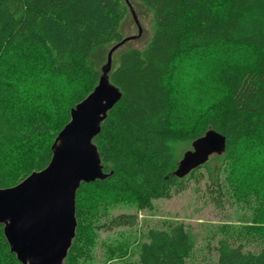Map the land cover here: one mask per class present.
I'll return each instance as SVG.
<instances>
[{
    "label": "trees",
    "instance_id": "16d2710c",
    "mask_svg": "<svg viewBox=\"0 0 264 264\" xmlns=\"http://www.w3.org/2000/svg\"><path fill=\"white\" fill-rule=\"evenodd\" d=\"M141 2L153 11V36L146 50L133 48L119 54L118 67L109 71L123 95L108 110L92 141L109 176L83 182L76 192L77 229L63 264H74L83 240L91 238L81 223L83 209L88 208H84L82 193L90 187L131 196L138 207L150 210L155 199L170 198L173 190L185 189V179L200 167L210 169L211 190L222 197L220 173L243 160L238 170L245 166L243 177L257 183L261 194L255 195L264 197V180H259L264 158L262 164L258 160L264 147V0ZM124 13L121 0H0V189L15 186L49 164L51 146L70 121V110L99 82L100 74L91 60L95 49L124 39L118 32ZM235 48L240 51L232 53ZM192 52L202 53L205 60L212 57L217 64L194 83L200 90L193 89L199 98L203 94L215 98L197 118H192L190 109V120L186 106L174 99L171 76L178 58ZM10 57L15 59L11 66ZM18 87H26L29 93L22 97ZM17 95L20 108L40 112L50 107L56 117L25 119L15 105ZM189 120L199 123L201 130L189 124L193 129L188 131L185 121ZM211 129L225 136L224 150L213 153L190 174L175 177L183 154L179 143L185 141L192 147L194 139ZM51 134L54 137L44 139L45 148L39 153L12 156L19 143ZM239 143H247L242 158L236 153ZM213 160H221L216 172L209 166ZM33 163L37 166L18 180L19 168ZM253 182L240 180L234 185H248L244 189L252 190ZM135 218V214H119L96 228L112 230L131 225ZM189 230L175 223L166 230L147 231L138 264H264V230L258 226L223 224L221 231L227 237L215 246L216 260L196 263H188L195 243ZM4 235L0 225V264H22L9 250ZM249 238L257 240L261 249L246 250L243 241Z\"/></svg>",
    "mask_w": 264,
    "mask_h": 264
},
{
    "label": "rangeland",
    "instance_id": "374dc122",
    "mask_svg": "<svg viewBox=\"0 0 264 264\" xmlns=\"http://www.w3.org/2000/svg\"><path fill=\"white\" fill-rule=\"evenodd\" d=\"M128 2L135 8L138 20L142 25V33L141 37L125 42L112 55L113 68L119 65V54L128 49L132 50L133 48H138L143 51L146 50V46L153 36L155 26L153 11L144 6L141 0H128ZM121 6L125 13L122 23L118 27L119 35L122 38L132 37V35L138 33V25L133 20L132 12L125 0H121ZM114 43L115 41H112L105 46H99L92 55L91 60L95 70L99 74L101 73L102 67L106 64L107 54ZM239 51V48L231 50L232 53H238ZM201 55L202 53L192 52L183 58H178L176 66H174L172 71L173 75L171 76V87L173 88L174 99L180 101V106L181 104L186 106L184 108L185 114L190 120L191 117L188 115L190 111L192 118L201 116L204 108L215 98L205 94L199 98L198 94H195L196 92L194 91L200 90L198 85L194 83L200 82L206 72L217 64L215 63L216 59L210 57L207 58L208 60H205ZM10 58L8 64L11 66L15 59ZM196 76L198 77L197 79ZM18 88H20L18 94H21L22 97L29 93L26 87L25 89L24 87ZM18 99L19 96L17 95L15 105L19 108L21 114L24 115V118H27L29 121L37 120L40 116L43 120H47L49 116L56 117L54 116L53 109L50 107L46 111L40 112H31L30 107L27 106L26 108H20L18 106ZM60 109L62 110V107L57 110ZM190 120L185 121L187 130L190 131V129H193L189 126L190 124L196 125L197 127L195 128H197V131H200L201 126L199 123L195 121L190 123ZM56 122H52V126L56 125ZM53 137L54 134L48 137L45 135V138H36L33 136L32 139L19 143L15 148L16 152L12 156L18 153H22L21 156L35 152L39 153L45 148L46 144L44 139L48 141ZM246 145L247 143H239L237 146L236 153H238L240 158H242V154L243 156L245 155L244 150L246 149ZM190 148L191 145L188 142L181 141L179 143L178 149H181V154ZM259 153L261 155L258 160L261 163L260 159L264 158V147ZM220 163L221 160L219 162L213 160L209 166H212L211 169L216 172L219 170L218 166ZM242 163L243 160L235 164L236 167H233L231 170L230 168L224 167L222 173H220L219 181L222 183L224 192L222 197L216 191L211 190L212 182L209 179L210 169L200 167L192 177L188 176L185 179V189L179 192L173 190L170 198L165 199L161 197L155 199L150 210L138 207L136 200L131 196L124 197L114 191L108 192L106 189H94V187L84 190V193H82V197H84L83 201H86L84 208H88L87 210L83 209L81 223L84 226L86 225V232L91 238L83 240L84 246L81 252L77 253L74 264H138L139 247L147 240V231L154 228L166 230L175 223L185 224L190 229V235L195 241L193 254L188 260V263L215 261L218 256L215 246L222 237H227L224 231H221L223 224H232L233 227L245 224L246 227L258 226L262 229L261 231L264 230V197L259 199L255 195L261 194L257 183L255 185L250 177H243L242 173L245 171V166H242L243 168L238 170ZM35 165L33 163L27 167H20L16 174L18 180L26 177ZM261 179L264 180V172L259 180L261 181ZM240 180L253 182L252 186L254 189H244L248 185H239L236 188L234 183ZM250 192L254 194H249ZM262 209L263 211L260 214ZM119 214H135L136 218L134 223L114 227L112 230L96 228L100 223L107 222ZM259 217L262 219L261 222L256 221ZM243 242L246 250L261 249V244L252 238L247 242Z\"/></svg>",
    "mask_w": 264,
    "mask_h": 264
},
{
    "label": "water",
    "instance_id": "95a60500",
    "mask_svg": "<svg viewBox=\"0 0 264 264\" xmlns=\"http://www.w3.org/2000/svg\"><path fill=\"white\" fill-rule=\"evenodd\" d=\"M130 9L138 33L109 49L93 92L72 107L70 121L54 139L49 164L41 171H32L15 186L0 189V225L9 250L22 264H63L77 229L76 192L83 182L109 176L92 141L100 133L108 110L123 95L109 77L112 55L125 41L142 33L136 11L132 6ZM226 143L225 136L214 129L194 139L178 161L175 177L190 174L213 153H221Z\"/></svg>",
    "mask_w": 264,
    "mask_h": 264
}]
</instances>
